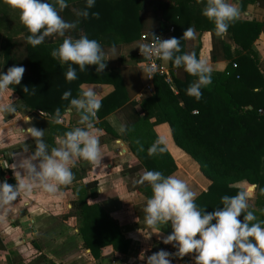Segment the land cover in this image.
I'll return each mask as SVG.
<instances>
[{
  "label": "trees",
  "instance_id": "16d2710c",
  "mask_svg": "<svg viewBox=\"0 0 264 264\" xmlns=\"http://www.w3.org/2000/svg\"><path fill=\"white\" fill-rule=\"evenodd\" d=\"M66 2L68 7L61 15L66 21H73L76 19L73 9L83 8L85 0ZM235 2L239 3L241 11L249 3L264 8V0ZM0 6V29L3 31L0 35V74L14 65L25 68L21 84L13 85V91L19 95L20 108L47 119H40L41 128L47 125L50 130L56 126V109H60L62 117L70 99L81 94V83H112L113 91L101 98L98 123L102 124L106 114L116 107L124 111L130 129L124 139L135 157L127 167L132 177L139 170L160 171L168 176L176 169L168 150L151 157L147 154L148 147L158 139L154 125L165 122L175 145L189 154L210 180L207 190L198 195L197 205L211 212L222 206L221 197L243 190L252 193L249 210L254 212L257 221H264V195L259 191L264 188V56L260 57L253 48L255 40L264 34V18L254 21L239 17L225 35L217 36L214 24L202 15L204 5L197 0H95L89 11L99 12V18L91 15L81 18L78 28L66 35L78 38L81 33L86 34L97 40L105 52L114 48L115 54L106 61L103 73H96L95 66H86V71L81 72L74 65L77 79L68 82L64 75L67 65H60L51 56V51L63 38L51 36L41 45L32 47L26 43L27 30L19 20V13L3 0ZM9 11L15 13L18 20L11 19ZM170 27H173L171 37L178 39L188 27L199 32L209 31L212 38L210 59L224 60L226 66L222 71H212V82L202 88V97L197 101L186 94L187 87L196 78L169 62L172 84L165 81L164 75L156 73L152 80L153 92L145 91L138 101L135 96L146 83V71L125 69L122 61L133 54L140 62L141 56L137 53L142 33L165 32ZM133 42L137 46L129 50L127 45ZM185 43L182 39V53ZM194 52L198 57L199 47ZM24 87H29L28 93L23 92ZM69 90V100H63L62 94ZM136 140L143 145L144 151L137 150ZM180 153L178 159H188ZM91 184H84L80 190L84 192ZM253 185L258 187L253 189ZM137 191L152 193L147 183ZM150 197L148 195L147 199ZM145 203L135 207L141 219H144ZM73 205L79 215L83 246L91 254L97 255L107 244L114 247L128 244L116 221L102 206L88 204L85 195L78 196ZM239 219L242 221L243 215Z\"/></svg>",
  "mask_w": 264,
  "mask_h": 264
},
{
  "label": "clouds",
  "instance_id": "9594fccd",
  "mask_svg": "<svg viewBox=\"0 0 264 264\" xmlns=\"http://www.w3.org/2000/svg\"><path fill=\"white\" fill-rule=\"evenodd\" d=\"M13 10L19 13V20L27 30L26 43L36 47L51 36L63 38L62 42L51 51L52 58L60 65H67L65 79L72 82L77 79L76 68L86 71V66H95L96 73H103L107 67L106 61L115 54V49L105 52L101 44L81 33L78 38L66 35L78 28L81 18L89 15L99 18V12H91L95 0H85L83 8L73 9L76 17L66 21L61 13L68 7L66 0H3ZM202 3V15L214 24L215 34L223 36L229 26L241 15L239 3H229L228 0H197ZM149 43H141L139 52L146 58L155 57L165 62H171L176 68L183 70L196 79L189 84L186 94L199 101L202 88L211 84L212 69L208 62L197 57L195 52H183L182 39L195 37V30L188 27L181 38L161 37L151 34ZM148 78L154 76L152 68L145 70ZM25 68L12 66L0 74V94L13 92V85H20ZM24 93L29 87H24ZM71 91L62 94L63 100H69ZM102 107L101 99L94 89L82 91L79 97L69 101L67 110L73 109L78 114V126L63 133L58 139V146L49 149L44 141L45 131L36 127H28L26 133L35 143V149L30 156L22 159L18 165H13L16 184L3 180L0 182V209L11 207L21 193L28 194L34 189H41L48 194H56L61 187L71 185L75 179L72 172L78 161L83 160L94 166H101L103 155L100 138L96 134L94 123L97 112ZM15 105L9 101L0 104V113L14 114ZM31 118L28 117L27 122ZM54 122H61V111L56 109ZM82 126V127H81ZM130 129L121 123L117 131L124 135ZM138 151H144L139 140L134 141ZM22 150L28 152L29 146L24 143ZM166 143L163 139L155 140L147 149L148 156L165 153ZM21 169V171L16 169ZM137 184L147 183L152 195L143 207L145 224L161 234L165 226L171 227V233L163 238L164 244H171L176 251L169 253L163 249L140 259H146V264H171V258H183L194 255V264H264V221H257L253 211H250L249 200L252 193L243 190L235 195L221 197V207L211 212L197 205L198 193L188 183L176 175L165 176L160 171L145 170L136 181ZM253 189L258 187L252 186ZM264 195V188L259 189ZM243 215L241 221L239 217ZM213 221H215L213 223Z\"/></svg>",
  "mask_w": 264,
  "mask_h": 264
},
{
  "label": "crops",
  "instance_id": "0c3cea01",
  "mask_svg": "<svg viewBox=\"0 0 264 264\" xmlns=\"http://www.w3.org/2000/svg\"><path fill=\"white\" fill-rule=\"evenodd\" d=\"M228 2L236 3L235 0ZM240 17L262 21L264 8L249 3L241 11ZM195 35L194 45L192 41L186 39L185 52H194V49L199 47L198 58L206 60L212 71H222L226 61L210 59L211 33L195 30ZM171 36L172 33L167 38ZM260 40L264 41L263 33L253 44L256 51ZM141 43L142 41L139 44ZM127 46L130 50L135 48L137 43L133 42ZM129 59L131 61L128 62ZM164 64L170 72L169 62L164 61ZM121 65L128 70L140 68L145 71L133 54L127 56ZM145 79L144 87L135 96L138 101L145 91L153 92V85L149 88L146 75ZM90 88L94 89L101 99L112 92L114 86L107 82L80 84L81 91ZM172 88L174 90L173 86ZM10 100L15 105L16 112L0 113V155L9 163V168L5 172L0 167V182L6 179L9 184L15 185L12 166L18 165L35 149V143L27 136L26 129L33 126L43 129L45 131L43 139L51 149L58 146V139L64 132L78 126L79 116L74 109L71 112L66 109L61 122H55L56 126L49 130L47 125L42 128L39 126L40 119L43 121L45 118L38 117L34 112L28 113L19 107V95L16 92L13 91L11 96L7 92L0 94V104H7ZM28 117L31 118L30 122H27ZM103 121L100 124L96 118L94 123L104 155L101 158V166L96 167L80 160L72 167L75 179L71 185L61 187L56 194H48L41 189H34L28 194L21 193L11 207L0 209V264H146V259H140L142 253L146 258L161 249L169 253L176 251L171 244L162 242L163 238L171 233L170 225L165 226L161 234H156L135 211V207L146 202L147 196H151L152 193L137 191L139 187L145 186L136 183L144 170H139L138 174L134 173L133 177L127 170L135 157L124 135L117 131L121 123L128 125L124 111L121 107H116L106 114ZM153 129L158 139L165 141L166 148L176 165V169L169 175L174 174L183 179L198 195L206 191L210 180L202 174L198 163L175 145L169 125L165 122L157 123ZM24 143L29 146L28 152L22 150ZM180 152L188 159H178ZM16 170L21 171L23 175L21 169ZM137 176L139 177L135 179ZM86 183L92 184L82 192L80 188ZM82 195H85L88 204H99L116 221L121 235L128 240L127 245L114 247L107 244L100 248L97 255L84 248L83 238L79 232V215L73 205V201ZM194 255L193 253L183 258L172 257L171 264H194Z\"/></svg>",
  "mask_w": 264,
  "mask_h": 264
},
{
  "label": "built area",
  "instance_id": "2783aa9c",
  "mask_svg": "<svg viewBox=\"0 0 264 264\" xmlns=\"http://www.w3.org/2000/svg\"><path fill=\"white\" fill-rule=\"evenodd\" d=\"M172 32H173V27H170L167 32L155 33L154 35L161 37V39H167L168 35L171 34ZM140 39H141L142 43H149L151 41V35H148L147 33H142L140 35ZM137 54L139 56H141L140 52H138ZM139 63L145 70L147 68H152L154 75L156 73L164 75L165 81L168 82L169 84H172V77L170 75L169 70L167 69V67L164 64V61H162L158 58H155V57L146 58L144 56H141V60ZM146 76H147L148 86L150 88L152 86L153 77L149 79L147 72H146ZM172 86L173 85H171V87ZM0 167L4 172L9 168L8 160L3 158L2 155H0Z\"/></svg>",
  "mask_w": 264,
  "mask_h": 264
},
{
  "label": "rangeland",
  "instance_id": "374dc122",
  "mask_svg": "<svg viewBox=\"0 0 264 264\" xmlns=\"http://www.w3.org/2000/svg\"><path fill=\"white\" fill-rule=\"evenodd\" d=\"M0 8H1V6H0ZM9 15H11V19H13V20H18V17L16 16V14L15 13H13V12H11V11H9ZM1 33H3V31H1V29H0V35H2ZM196 36V35H195ZM195 38V37H194ZM194 38H192V39H189V41H192V43H193V45H194ZM257 53H258V55L260 56V57H263L264 56V41L263 40H260L259 41V43L257 44ZM125 53H126V55H128V51L125 49ZM0 61H2V49H0ZM129 61H131V59H129L128 60V62ZM19 104H20V102H19ZM27 112V111H26ZM28 113H32L31 111L30 112H28ZM10 172V171H9ZM8 172V173H9ZM9 175H10V173H9Z\"/></svg>",
  "mask_w": 264,
  "mask_h": 264
}]
</instances>
